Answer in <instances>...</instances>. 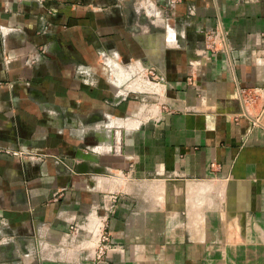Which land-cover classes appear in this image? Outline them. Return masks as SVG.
I'll return each instance as SVG.
<instances>
[{"label":"crops","instance_id":"crops-1","mask_svg":"<svg viewBox=\"0 0 264 264\" xmlns=\"http://www.w3.org/2000/svg\"><path fill=\"white\" fill-rule=\"evenodd\" d=\"M145 1L0 0V264H264V0Z\"/></svg>","mask_w":264,"mask_h":264},{"label":"built area","instance_id":"built-area-1","mask_svg":"<svg viewBox=\"0 0 264 264\" xmlns=\"http://www.w3.org/2000/svg\"><path fill=\"white\" fill-rule=\"evenodd\" d=\"M182 1L183 0H169L168 4L175 6L176 3H179ZM207 41H208L206 44L207 49L213 50L218 45L221 46L224 43V38H216L209 33ZM148 72L151 73V75L155 74V71H153L149 67V65H148ZM146 77L147 78L150 77L152 79L154 78L150 75H147ZM162 78L163 77L160 78L161 81L163 80ZM262 94L263 93L257 94V92H255V91L248 92L247 96H246V102L248 103V105H251L257 99V97H261ZM259 109H260V114H263L264 113V101H263V103L260 104ZM246 114H249V111H246ZM106 122L110 123V125H113L114 126L113 129L102 128V125L104 126L106 124ZM88 123L94 124V125L101 123L100 128H97V129H102V130L93 132V134H94L93 142L98 143L99 146L101 145L102 150L100 153L111 154L114 152L115 153L120 152V150H121L120 145H121V139H122L123 134H122L120 128L118 127V125H115L114 122H110V119L105 121V120L98 118L97 116L89 117ZM211 166H214V163H212ZM98 241H99V243L97 244V254L98 255L104 254L105 251L110 249V247H111L110 244L112 242H111V239L108 237V235L105 234V232H102L101 234H99Z\"/></svg>","mask_w":264,"mask_h":264},{"label":"rangeland","instance_id":"rangeland-1","mask_svg":"<svg viewBox=\"0 0 264 264\" xmlns=\"http://www.w3.org/2000/svg\"><path fill=\"white\" fill-rule=\"evenodd\" d=\"M161 1H163V0H156L155 2H154V0H146L143 4H144V6H146V5H148V4H150V3H152V6L151 7H153V9H151L150 7H149V9H146V11H145V13H148V15L149 16H151L150 17V19L152 20V22L153 23H155L154 25L156 26V27H158V29H159V27L161 26V25H165L166 26V28H167V30H171L172 31V37L171 38H169V40L168 41H172L173 43L171 44L173 47H177V46H179V44H177V37H176V31H175V25H176V23H177V21L175 20V17H174V20L172 19L173 17L172 16H170L169 15V13H167L168 11H167V6H166V4H163V3H161ZM169 1V0H168ZM133 3V2H132ZM136 3V2H135ZM168 3V2H167ZM181 3V2H180ZM137 5V4H136ZM135 5V6H136ZM140 5H137V7H139ZM128 7L129 8H132V6H129L128 5ZM145 8V7H144ZM146 8H147V6H146ZM174 9V8H173ZM145 10V9H144ZM149 10V11H148ZM167 16L169 17L168 19H166L167 18ZM172 17V18H171ZM180 22V21H179ZM163 40H166V38L164 39V38H162ZM153 43H155V42H153ZM162 43H163V41H161L160 40V38H158L157 39V43H156V45H162ZM174 49V48H173ZM98 59H99V61L102 63V61L104 62V59H102L101 57H100V55H98ZM102 61H101V60ZM121 63H119V65H120ZM136 64H137V62H136ZM132 65H135V63H133ZM131 65V66H132ZM139 64H137V67H139L138 66ZM103 66H105L106 68H107V66L106 65H103ZM130 66V67H131ZM104 68V67H103ZM106 72L107 73H109V74H111V71H110V69L109 68H107L106 69ZM149 75L150 76H152V77H154L153 79L151 78V79H149L150 81H153V82H157V83H163V81H160V78H161V76L160 75H157V74H154V75H151V73H149ZM140 76V75H139ZM145 76H147V75H145ZM141 77V76H140ZM127 81V79H123V81ZM137 80H139L138 78H137V76L136 77H132L131 79H130V81L131 82H134V81H137ZM141 80H145V78L143 77L142 79H140L139 80V83H141L140 81ZM130 81H127V82H130ZM145 81H147V79L145 80ZM149 82V81H148ZM137 91H139V90H137ZM154 92H151V91H141L140 93L138 92V93H130L131 95L133 94V95H135V94H138V96H139V101L140 102H144V101H146V104H148V105H151V104H153L154 103V105H157L158 103L157 102H159L160 100H161V95L162 94H158L159 92H157L156 93V91L155 90H153ZM155 111H156V109H155Z\"/></svg>","mask_w":264,"mask_h":264},{"label":"water","instance_id":"water-1","mask_svg":"<svg viewBox=\"0 0 264 264\" xmlns=\"http://www.w3.org/2000/svg\"><path fill=\"white\" fill-rule=\"evenodd\" d=\"M133 75H129L127 77V81H130V79L132 78ZM113 125H110V123L106 122V124L103 126L102 125V128H105V129H113ZM95 146V147H94ZM99 147V148H98ZM101 145L97 146V144H93L91 146V149L90 151L86 154V155H80L78 153L74 154V156L72 157H69V160L67 162V164L70 165V167L72 168V170L76 173H85V172H90V173H104V172H108L106 170H103V169H98V168H95L94 166H91V165H86V161H90V162H94L96 163L95 161V158H92L90 159V155H88L89 153H100L101 152ZM105 154V153H103ZM74 159L76 160H80V162L78 164H75L73 161Z\"/></svg>","mask_w":264,"mask_h":264},{"label":"bare ground","instance_id":"bare-ground-1","mask_svg":"<svg viewBox=\"0 0 264 264\" xmlns=\"http://www.w3.org/2000/svg\"><path fill=\"white\" fill-rule=\"evenodd\" d=\"M154 88H156L155 85H154ZM154 88H153V90H154ZM151 89H152V88H151ZM159 89H161V88H159ZM141 90H144V89H141ZM156 92H158V90H157ZM113 122H114V121H113Z\"/></svg>","mask_w":264,"mask_h":264},{"label":"flooded vegetation","instance_id":"flooded-vegetation-1","mask_svg":"<svg viewBox=\"0 0 264 264\" xmlns=\"http://www.w3.org/2000/svg\"><path fill=\"white\" fill-rule=\"evenodd\" d=\"M91 116H97L96 114H93V115H90L89 117H91ZM99 118V117H98Z\"/></svg>","mask_w":264,"mask_h":264}]
</instances>
